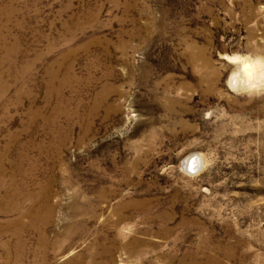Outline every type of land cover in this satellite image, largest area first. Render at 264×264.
<instances>
[{
    "label": "rangeland",
    "instance_id": "1",
    "mask_svg": "<svg viewBox=\"0 0 264 264\" xmlns=\"http://www.w3.org/2000/svg\"><path fill=\"white\" fill-rule=\"evenodd\" d=\"M0 264H264V0H0Z\"/></svg>",
    "mask_w": 264,
    "mask_h": 264
},
{
    "label": "bare ground",
    "instance_id": "2",
    "mask_svg": "<svg viewBox=\"0 0 264 264\" xmlns=\"http://www.w3.org/2000/svg\"><path fill=\"white\" fill-rule=\"evenodd\" d=\"M244 72H245V76H246L247 78H251L252 75H253V68H252L251 66H249V65H245V66H244ZM197 165H198V162L195 163V164L193 165V167L196 168Z\"/></svg>",
    "mask_w": 264,
    "mask_h": 264
},
{
    "label": "water",
    "instance_id": "3",
    "mask_svg": "<svg viewBox=\"0 0 264 264\" xmlns=\"http://www.w3.org/2000/svg\"><path fill=\"white\" fill-rule=\"evenodd\" d=\"M194 161H197V162H198V165L196 166V168H194L193 165H192V163H193ZM199 162H200V161H199L198 158H194V159L192 160V162H191V166H190L188 172L191 173V174H194V173H196L197 171H199V169H200Z\"/></svg>",
    "mask_w": 264,
    "mask_h": 264
}]
</instances>
